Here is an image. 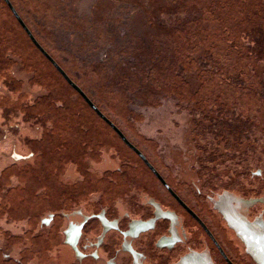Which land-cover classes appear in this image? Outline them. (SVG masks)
<instances>
[{"label": "flooded vegetation", "instance_id": "af4514ba", "mask_svg": "<svg viewBox=\"0 0 264 264\" xmlns=\"http://www.w3.org/2000/svg\"><path fill=\"white\" fill-rule=\"evenodd\" d=\"M250 4L260 20L243 38L240 52L248 53L243 60L235 62V48L228 49V43L200 34L198 45L212 46L210 54L202 52L213 68L199 76L212 88L187 107L194 119L173 165L129 138L94 103L168 187L59 73L123 145L112 152L110 140L80 139L88 152L80 155L86 169L78 170L83 181L70 179L57 203L64 212L48 211L53 200L36 194L51 186L37 177L38 169L28 168L33 178L26 177L20 192L24 203L33 201L35 214L28 213L27 221L35 217L41 228L36 264H264V0ZM245 80L258 105H252L250 93L247 104L241 95ZM40 157L31 153L18 161L37 167ZM49 226L55 227L46 235Z\"/></svg>", "mask_w": 264, "mask_h": 264}, {"label": "rangeland", "instance_id": "374dc122", "mask_svg": "<svg viewBox=\"0 0 264 264\" xmlns=\"http://www.w3.org/2000/svg\"><path fill=\"white\" fill-rule=\"evenodd\" d=\"M9 1L36 40L94 103L129 138L173 165L148 0ZM111 131L0 0V264L37 262L41 228L35 217L27 221L28 213L35 214L33 201L24 203L20 192L26 177L33 178L28 168L38 169L37 177L51 186L36 195L53 200L48 211H59L62 205L57 203L70 179L79 176L75 183L83 181L78 170L86 169V161L80 155L88 152L85 139H80L110 140L115 152L121 142L114 141ZM31 153L41 154L37 167L30 160L18 161ZM51 227L44 229L46 235Z\"/></svg>", "mask_w": 264, "mask_h": 264}, {"label": "water", "instance_id": "95a60500", "mask_svg": "<svg viewBox=\"0 0 264 264\" xmlns=\"http://www.w3.org/2000/svg\"><path fill=\"white\" fill-rule=\"evenodd\" d=\"M5 1L44 57L54 65L70 86L85 99L98 116L117 132L124 143L142 157L150 169L167 186L159 173L146 160L143 154L132 145L125 134L100 111L86 93L68 76L66 71L36 40L29 28L18 16L10 1ZM209 1L210 0H148L172 155L175 159H177L176 157L180 152H184L185 132L190 130V125L188 123L193 122L192 119H194V115L190 114L187 107L195 106L194 100H197L199 96H205L206 92L204 91L212 88L208 81L204 82L201 76H199L203 71L209 72L213 68L210 57H206L207 54H210L209 52H211L212 46L208 47L206 44L198 45L194 39L195 35L198 33H203V35H205L204 32L210 34L216 31L215 23L213 22L215 17L213 13L215 15L220 14L221 9H218V7L222 0H219L218 5L213 8V13L204 11V6ZM200 34H198V40L200 39ZM220 39L222 40L223 38L220 37ZM202 49L203 51H207L206 55H203ZM201 56L203 57L201 58ZM248 71L249 69L246 68L245 73L250 76ZM249 83L250 81L248 80H245L243 84L239 82V85L242 84L241 95L244 97L246 104L249 93L251 95L249 98L250 101L253 98V92L247 89V86L251 85ZM208 103L209 100L204 102L205 105H208ZM252 105H258L256 96L252 99ZM189 153H191V151Z\"/></svg>", "mask_w": 264, "mask_h": 264}, {"label": "trees", "instance_id": "16d2710c", "mask_svg": "<svg viewBox=\"0 0 264 264\" xmlns=\"http://www.w3.org/2000/svg\"><path fill=\"white\" fill-rule=\"evenodd\" d=\"M235 1L236 0L220 1L221 3L218 9H221V12L219 15H215L212 12L213 8L218 5L219 0H210L205 4L204 11H210L213 13V16H215L213 22L215 23L216 31L210 34L204 32V34L209 41L215 37L220 43H228V49L235 48L234 51L238 57V59H235V62H238V60H243L245 57H248L246 50L244 54L240 52V47L244 45L243 38H245V35L253 31L260 19L252 12L253 8L251 7L252 4H250V0ZM198 34L195 35L194 38L197 44L199 41ZM220 37L223 39L221 40ZM229 42L235 46L230 45ZM237 44L239 46H237Z\"/></svg>", "mask_w": 264, "mask_h": 264}]
</instances>
